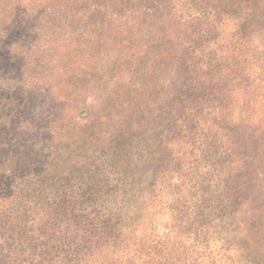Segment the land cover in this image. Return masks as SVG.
<instances>
[{
  "label": "trees",
  "instance_id": "trees-1",
  "mask_svg": "<svg viewBox=\"0 0 264 264\" xmlns=\"http://www.w3.org/2000/svg\"><path fill=\"white\" fill-rule=\"evenodd\" d=\"M262 147L264 0H0V264H264Z\"/></svg>",
  "mask_w": 264,
  "mask_h": 264
},
{
  "label": "rangeland",
  "instance_id": "rangeland-1",
  "mask_svg": "<svg viewBox=\"0 0 264 264\" xmlns=\"http://www.w3.org/2000/svg\"><path fill=\"white\" fill-rule=\"evenodd\" d=\"M230 28H231V26L228 27V30ZM228 30L226 29V32ZM149 134L150 135H149V141L148 142H149L150 149L146 153V155L148 157L150 156L151 147L154 149L155 146L158 143V140H159L156 137L154 138V136H155L154 135V131L151 130ZM261 150H262V154H263L264 153V147H262ZM263 155H262V157H263ZM193 157L194 156H192L190 159L186 158L182 162H174L175 163V170H177L179 168H182V169H180V176H179L180 178L178 179V182L184 181V183H185L186 181H189V180L192 181L193 174L192 175H189V174H190L191 171H193V168L196 167V166L200 167L201 170H202L203 169L202 166L206 165V168L207 167L209 168V165L214 166L217 163V162H213L214 154L209 155V153H207V155L204 158L198 156V157L194 158L195 160L193 159ZM144 163L147 164L148 162H144ZM226 163H228V162H226ZM235 163H242V162H235ZM245 163H248V165L251 164L252 166H254V168H253L254 170H252V173H253V171H255V173L257 174L256 177H258V178H263L264 177V160H262L260 162L258 161V162H245ZM201 210H202V207L201 206H196V205L192 209H190L189 216L192 217V219L195 220L196 223H198V221H199L200 217L198 216V212L201 211ZM205 210H206L205 212H208L209 210L210 211L211 210H216V208L215 207H211V208L209 207L208 210H207V207H206ZM220 213L221 212H219L217 214H220ZM250 261H252V260L248 258L246 262H250Z\"/></svg>",
  "mask_w": 264,
  "mask_h": 264
}]
</instances>
